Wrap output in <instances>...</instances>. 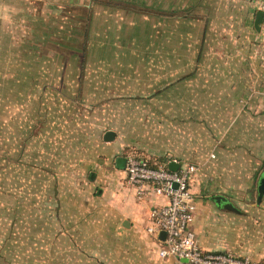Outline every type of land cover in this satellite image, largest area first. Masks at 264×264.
Listing matches in <instances>:
<instances>
[{"label":"rangeland","instance_id":"374dc122","mask_svg":"<svg viewBox=\"0 0 264 264\" xmlns=\"http://www.w3.org/2000/svg\"><path fill=\"white\" fill-rule=\"evenodd\" d=\"M114 1L12 0L0 22V264H41L57 185H66L56 180L80 158L78 146L99 143L97 131L151 158L178 145L179 123L188 134L200 121L201 104L184 101L195 95L186 88L196 73V0ZM256 186L238 200L243 240L231 253L264 264Z\"/></svg>","mask_w":264,"mask_h":264},{"label":"crops","instance_id":"0c3cea01","mask_svg":"<svg viewBox=\"0 0 264 264\" xmlns=\"http://www.w3.org/2000/svg\"><path fill=\"white\" fill-rule=\"evenodd\" d=\"M13 4L0 0V22L7 21ZM259 12L263 17L256 25ZM195 14L201 19L196 23V73L186 88L195 87V95L186 94L184 101L201 104L193 117L200 121L188 134L189 126L179 123L178 145L154 150L153 160L139 156L157 164H193L191 227L198 245L206 252L237 253L243 240L238 200L249 198L264 171V0H196ZM108 130L95 133L102 136L99 143L78 146L80 158L56 180L66 185H57L52 213L58 215L48 226L50 235L40 239L39 263L177 264L174 257L159 256L161 232L156 238L147 231L150 210L167 198H137L124 166L118 165L128 153L115 131V140H103ZM203 138H208L205 143ZM216 195L239 212L217 204Z\"/></svg>","mask_w":264,"mask_h":264},{"label":"built area","instance_id":"2783aa9c","mask_svg":"<svg viewBox=\"0 0 264 264\" xmlns=\"http://www.w3.org/2000/svg\"><path fill=\"white\" fill-rule=\"evenodd\" d=\"M167 164L153 163L135 154H127L124 164L126 180L135 188L138 199L148 194L167 198L165 204L150 210L147 226V231L156 238L160 232L165 234L159 241V256L174 257L177 264H255L249 258L232 253L206 252L199 247L191 227L195 198L190 190V177L196 167L188 164L173 171Z\"/></svg>","mask_w":264,"mask_h":264},{"label":"water","instance_id":"95a60500","mask_svg":"<svg viewBox=\"0 0 264 264\" xmlns=\"http://www.w3.org/2000/svg\"><path fill=\"white\" fill-rule=\"evenodd\" d=\"M262 17H263V13L259 12L258 15H257V19H256V25L258 24V22L260 21V19ZM114 137H115V133L113 131H111V130H108V131H106L104 133L103 140L111 141V140L114 139ZM124 164H125V159L121 158L118 161V165L120 167H123ZM178 166H179V164H177L176 162H170L168 164V168L170 170H173V171L177 170ZM174 186H175V184H174ZM256 193H257V195H256V203H260L262 198H263V196H264V171L261 174V176L259 177V179L257 180ZM212 200H214L217 204H220V205H221V202H223L224 203L223 206L226 209L233 210L235 212H239V210L222 195L213 196ZM159 236L163 239L164 236H165L164 232H161Z\"/></svg>","mask_w":264,"mask_h":264},{"label":"trees","instance_id":"16d2710c","mask_svg":"<svg viewBox=\"0 0 264 264\" xmlns=\"http://www.w3.org/2000/svg\"><path fill=\"white\" fill-rule=\"evenodd\" d=\"M111 1H114V0H111ZM114 2H118V3H121V1H114ZM133 4V3H132ZM87 12H90L91 11V7H87L86 9ZM91 15V14H90ZM85 22H86V25L84 24V29H83V34H82V40H81V45H82V48H85L86 46V40L88 39V36H89V23H90V17H86L85 19ZM84 50V49H83ZM151 162V161H150Z\"/></svg>","mask_w":264,"mask_h":264}]
</instances>
